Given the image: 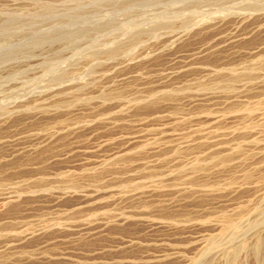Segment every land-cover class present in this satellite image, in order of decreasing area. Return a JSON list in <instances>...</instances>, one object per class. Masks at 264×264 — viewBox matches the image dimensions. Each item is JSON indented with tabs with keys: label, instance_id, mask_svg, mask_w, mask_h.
<instances>
[{
	"label": "rangeland",
	"instance_id": "obj_1",
	"mask_svg": "<svg viewBox=\"0 0 264 264\" xmlns=\"http://www.w3.org/2000/svg\"><path fill=\"white\" fill-rule=\"evenodd\" d=\"M0 264H264V0H0Z\"/></svg>",
	"mask_w": 264,
	"mask_h": 264
}]
</instances>
